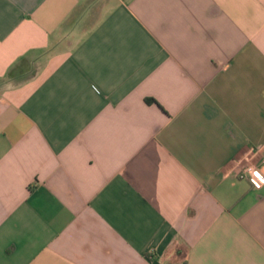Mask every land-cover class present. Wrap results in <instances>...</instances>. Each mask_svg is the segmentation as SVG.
<instances>
[{
    "label": "crops",
    "instance_id": "1",
    "mask_svg": "<svg viewBox=\"0 0 264 264\" xmlns=\"http://www.w3.org/2000/svg\"><path fill=\"white\" fill-rule=\"evenodd\" d=\"M263 158L264 0H0V264H264Z\"/></svg>",
    "mask_w": 264,
    "mask_h": 264
},
{
    "label": "built area",
    "instance_id": "2",
    "mask_svg": "<svg viewBox=\"0 0 264 264\" xmlns=\"http://www.w3.org/2000/svg\"><path fill=\"white\" fill-rule=\"evenodd\" d=\"M238 177L247 180L254 189H260L264 185V176L253 165L243 167L238 173Z\"/></svg>",
    "mask_w": 264,
    "mask_h": 264
},
{
    "label": "trees",
    "instance_id": "3",
    "mask_svg": "<svg viewBox=\"0 0 264 264\" xmlns=\"http://www.w3.org/2000/svg\"><path fill=\"white\" fill-rule=\"evenodd\" d=\"M7 77H8V79H11V80H13V81H18L20 78L23 77V75H20V76H18V77H15V76L13 75V69H12V70L8 71ZM24 78H26V77H24ZM27 78H28V77H27Z\"/></svg>",
    "mask_w": 264,
    "mask_h": 264
}]
</instances>
